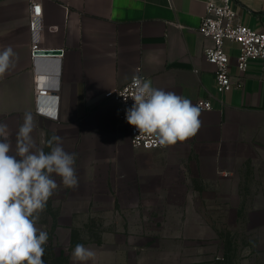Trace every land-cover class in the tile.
<instances>
[{"label":"crops","instance_id":"1","mask_svg":"<svg viewBox=\"0 0 264 264\" xmlns=\"http://www.w3.org/2000/svg\"><path fill=\"white\" fill-rule=\"evenodd\" d=\"M219 1L42 0V47L65 50L63 58H47L45 73L41 60L31 59L29 0H0V51L15 53L14 66L0 76V122L8 125L13 150L28 112L37 147L49 152L47 141L59 135L76 154L78 185L65 188L54 177L59 187L50 200L60 209L59 224L111 215L118 227L135 229L144 223V208L174 200L192 208L193 223L203 222L195 207H204L209 221L238 232L242 264H264V62L252 60L241 77L240 46L226 41L239 81L217 92L215 67L204 56L212 42L199 29L207 4ZM232 8L236 23L264 32V0H233ZM139 73L194 105L213 97V109L200 111L195 136L160 150L132 146L117 103L106 94ZM36 80L59 88L39 100L55 117L36 111ZM251 255L258 258L248 261Z\"/></svg>","mask_w":264,"mask_h":264},{"label":"clouds","instance_id":"2","mask_svg":"<svg viewBox=\"0 0 264 264\" xmlns=\"http://www.w3.org/2000/svg\"><path fill=\"white\" fill-rule=\"evenodd\" d=\"M14 56L11 47L0 51V76L14 66ZM132 80L134 104L126 110V120L139 135L154 136L159 146L168 147L197 134L201 127L197 105L174 91L153 87L150 80L139 76ZM33 131L32 114L26 112L13 150L8 125L0 122V264H44L49 237L36 225L59 187L54 177H60L65 188L78 185L76 154L64 149L59 135L47 141L50 151L45 152L37 147ZM95 256L80 243L71 253L74 264H86Z\"/></svg>","mask_w":264,"mask_h":264},{"label":"rangeland","instance_id":"3","mask_svg":"<svg viewBox=\"0 0 264 264\" xmlns=\"http://www.w3.org/2000/svg\"><path fill=\"white\" fill-rule=\"evenodd\" d=\"M111 191L101 192L111 196ZM57 196V193H53ZM52 196V197H53ZM172 204L144 208V223L135 229L113 223L111 215L76 217L70 224H59L60 209L49 199L40 214L37 227L48 233L44 245V264H74L71 253L76 244L95 251L94 260L86 264H242L246 256L239 253L238 232L224 230L223 223L209 221L207 208L195 207L203 222L189 218L190 206ZM88 219V221H87ZM64 227V231L60 228ZM255 261L258 256H247ZM264 258V257H263ZM78 264V262H76Z\"/></svg>","mask_w":264,"mask_h":264},{"label":"built area","instance_id":"4","mask_svg":"<svg viewBox=\"0 0 264 264\" xmlns=\"http://www.w3.org/2000/svg\"><path fill=\"white\" fill-rule=\"evenodd\" d=\"M233 0H220L218 3H208L206 13L202 18L200 26V34L211 40V45L204 50V56L207 62L215 67V80L217 92L224 94L231 91L236 83L230 70V58L225 50V42L231 41L239 44L240 55L237 58V68L240 76H245L249 64L252 60H260L264 62V32H258L252 28L236 23L235 14L232 8ZM29 27L32 39L31 59L36 62L42 57L55 56L53 52H59L60 58H63L64 49H45L42 47V33L45 29L42 14V0H29ZM54 31L56 27L52 28ZM38 53L44 55H38ZM50 54V55H46ZM135 76L146 77L139 73ZM133 78V77H132ZM132 78L122 87L109 91L106 94L107 98H112L117 103L118 118L123 126H125L130 134L131 144L138 150H160L167 147H161L156 142L154 136L148 134L139 135L138 131L127 123L126 110L129 109L134 101L131 95L134 92ZM238 85V84H237ZM57 87L42 86L39 80L34 84V91L37 100L36 111L38 114L50 115L54 114L46 110H42L39 106V100L42 97L51 95L52 92H58ZM57 97V96H55ZM124 97H128L125 99ZM58 98V97H57ZM212 98L200 99L196 102L200 111H210L213 109Z\"/></svg>","mask_w":264,"mask_h":264},{"label":"water","instance_id":"5","mask_svg":"<svg viewBox=\"0 0 264 264\" xmlns=\"http://www.w3.org/2000/svg\"><path fill=\"white\" fill-rule=\"evenodd\" d=\"M57 53H59V52H53L51 54H57ZM38 55H44V54L38 53ZM46 55H50V54H46ZM47 58L48 57L40 58V60H41V70L43 72H45V73H48L50 71V69H51L49 61H47ZM45 75H47V74H45Z\"/></svg>","mask_w":264,"mask_h":264}]
</instances>
